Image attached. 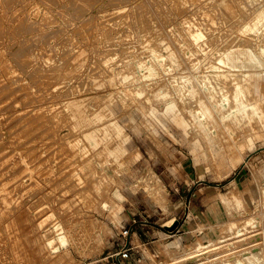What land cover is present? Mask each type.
<instances>
[{"label": "rangeland", "instance_id": "374dc122", "mask_svg": "<svg viewBox=\"0 0 264 264\" xmlns=\"http://www.w3.org/2000/svg\"><path fill=\"white\" fill-rule=\"evenodd\" d=\"M53 1L0 0V264H110L106 257L119 250L121 233L126 228L131 235L134 226L157 233L139 264H219L254 248L264 264V129L246 133L251 141L241 139L231 119L223 121L213 107L222 83L213 74L226 69L221 53L231 44L264 47V24L257 25L260 32L249 29L264 0H226L231 13L220 0ZM198 29L204 35L196 42ZM138 65L154 71L142 76ZM252 73L254 93L263 98L264 70ZM169 99L193 125L165 114ZM76 100L90 115L102 112L98 126L117 128L112 148L123 133L127 154L119 162L86 146L69 107ZM204 104L212 107L207 119L198 115ZM225 140L244 143L228 151ZM83 157L90 162L78 166ZM149 173L164 186L165 199L145 189ZM116 191L126 199H117ZM231 194L242 199L237 210ZM170 219L178 222L173 231ZM249 219L254 222L244 225ZM55 224L68 232L65 247L53 239ZM50 239L55 253L45 245ZM196 242L212 249L190 257ZM40 252L48 261H33Z\"/></svg>", "mask_w": 264, "mask_h": 264}, {"label": "bare ground", "instance_id": "6f19581e", "mask_svg": "<svg viewBox=\"0 0 264 264\" xmlns=\"http://www.w3.org/2000/svg\"><path fill=\"white\" fill-rule=\"evenodd\" d=\"M53 1V0H52ZM224 1H226V0H220V3H219V5H221V4H224V6L227 8V11H229L230 13H231V11L233 10V9H231L229 6H227L226 4H225V2ZM232 2H233V0H231ZM237 1V0H236ZM246 1H248V0H246ZM245 1V2H246ZM253 1H255V0H253ZM227 2H230V1H228L227 0ZM250 2V1H249ZM53 3H54V1H53ZM179 3V2H178ZM238 3V2H237ZM176 4V3H175ZM234 5H236V4H234ZM233 5V6H234ZM241 5H242V2H241ZM251 5V4H250ZM232 6V7H233ZM219 7V6H218ZM245 7V6H244ZM257 7V6H256ZM261 7V6H260ZM259 7V8H260ZM176 8H177V6H176ZM236 8V7H235ZM178 9H179V7H178ZM177 9V10H178ZM231 9V10H230ZM256 9H258V8H256ZM259 10V9H258ZM30 11V10H29ZM32 11V10H31ZM254 11V10H253ZM222 12V11H221ZM255 12V11H254ZM206 13V12H205ZM243 13V12H242ZM253 13V12H252ZM15 15V14H14ZM210 15V14H209ZM223 15H224V13H223ZM236 15V14H235ZM240 15V14H239ZM255 15V14H254ZM252 16V15H251ZM18 17V16H17ZM225 17H226V15H225ZM242 18V17H241ZM15 19V18H14ZM13 19V20H14ZM230 19V18H229ZM231 20V19H230ZM230 20H228V21H230ZM244 20V19H243ZM237 21V20H236ZM242 21V20H241ZM247 21V20H246ZM245 21V22H246ZM254 22H253V25H249L250 27H249V29H251L252 30V32L254 33V32H260L261 30H259V26L257 27V25L258 24H261V25H263L264 24V12L262 11V10H260V11H258V13H257V16L254 18V20H253ZM184 22V21H183ZM187 22V21H186ZM244 22V21H243ZM249 23V22H248ZM190 24V23H189ZM194 24V23H193ZM239 24V23H238ZM242 24V23H241ZM250 24H252V23H250ZM195 26V25H194ZM233 26V25H232ZM246 26H248V25H246ZM16 27V26H15ZM234 27H235V24H234ZM233 27V28H234ZM240 27V26H239ZM261 27V26H260ZM13 28V27H12ZM198 28V27H197ZM232 28V27H231ZM244 28V27H243ZM242 28V29H243ZM263 28V27H262ZM5 29H7V28H5ZM191 29H192V27H191ZM244 29H246V28H244ZM194 30V29H193ZM201 29H198V30H195V31H193V38L196 40V42H198L197 40L199 39V38H201L202 37V32L200 31ZM9 31V30H8ZM7 31V32H8ZM12 31V30H11ZM186 31V30H185ZM188 31H189V29H188ZM263 31V30H262ZM3 32V31H2ZM6 32V31H5ZM13 32H14V29H13ZM248 32V31H247ZM191 33H192V31H191ZM227 33V32H226ZM239 33H240V31H239ZM242 33H243V31H242ZM7 34V33H6ZM14 34V33H13ZM252 34V33H251ZM262 34H263V32H262ZM10 35V34H9ZM204 35V34H203ZM228 35V34H227ZM236 35H238V34H236ZM242 35V34H241ZM248 35V34H247ZM246 35V36H247ZM253 35V34H252ZM6 36V35H5ZM187 36H190L189 34L187 35ZM191 36V37H192ZM208 36V35H207ZM222 36H224V35H222ZM235 36V35H234ZM245 36V35H244ZM10 37V36H9ZM221 37V36H220ZM236 37V36H235ZM239 37V36H238ZM243 37V36H242ZM256 37V36H255ZM262 37H264V36H262ZM206 38V37H205ZM225 38V37H224ZM240 38V37H239ZM244 38V37H243ZM250 38V37H249ZM252 38V37H251ZM161 39V38H160ZM192 39V38H191ZM194 39H193V41H194ZM221 39V38H220ZM227 39V38H226ZM236 39V38H235ZM242 39V38H241ZM256 40H257V38H256ZM192 41V42H193ZM209 41V40H208ZM241 41V40H240ZM242 41H243V39H242ZM241 41V42H242ZM249 41V40H248ZM251 41H253V39L251 40ZM258 41V40H257ZM190 42V41H189ZM191 42V43H192ZM201 42V41H200ZM228 42V41H227ZM230 42V41H229ZM195 43V42H194ZM193 43V44H194ZM239 43V42H238ZM166 44V43H165ZM168 44V43H167ZM196 44V43H195ZM218 44V43H217ZM220 44V43H219ZM240 44H242V43H240ZM248 44H249V42H248ZM252 44V43H251ZM161 45V44H160ZM191 45V44H190ZM200 45H202L201 43H200ZM207 45V44H206ZM212 45V44H211ZM245 45V44H244ZM240 46V45H235V44H231L229 47H227L224 51H223V53H221V55H220V57H219V62L221 63V64H223V65H225V70L223 71L222 70V73H221V70L220 71H216L214 74H213V77L217 80V82H218V80L219 81H222V83L221 82H218L219 84H217V85H219V87H218V90L219 91H217V92H219V97L217 98V96H216V98L217 99H215V103H214V105H213V107L215 108V110H216V112H217V115H219V118H221V119H223V121H224V118L225 119H231V122L234 124V129L235 130H237L236 132L239 134V135H242V134H244L243 136L244 137H242L241 139H244V140H247V141H251V139H252V136L250 137H248V136H246V133H252V131L253 130H257L256 128H261V129H264V97L262 98V94H260V95H258V94H255L254 93V87H255V84L256 83H252V81H251V79H250V77H251V75H253V73H252V71L254 72V71H259V70H264V58H261V55L262 56H264L263 54H264V47H260L259 48V52L258 51H256V50H253L249 45H247L246 44V46ZM163 46V45H162ZM199 46V45H198ZM197 46V47H198ZM203 46V45H202ZM205 46V45H204ZM204 46L202 47L203 49H204ZM210 46V45H209ZM215 46H217V45H215ZM253 46V45H252ZM212 47H214V46H212ZM226 47V46H225ZM171 48V47H170ZM181 48V47H180ZM191 48H192V46H191ZM199 48V47H198ZM206 48V47H205ZM209 48V47H208ZM211 48V47H210ZM169 49V48H168ZM207 49V48H206ZM218 49V48H217ZM254 49H256V48H254ZM18 50V49H17ZM17 50H16V52H17ZM162 50H163V48H162ZM164 50H167L166 48L164 49ZM199 50H200V48H199ZM212 50V49H211ZM174 51H175V49H174ZM201 51V50H200ZM219 51V50H218ZM165 52V51H164ZM222 52V51H221ZM18 53V52H17ZM152 54L151 55H153V52H151ZM156 53H158V52H156ZM169 54V53H168ZM168 54H166V56L168 55ZM174 54H176V52L174 53ZM174 54H170V58H171V61H173V64H174V61H175V55ZM178 54V53H177ZM177 54H176V56H177ZM215 54H217L216 52H215ZM17 55V54H16ZM160 55V54H159ZM15 56V55H14ZM167 56V57H168ZM207 56H208V54H207ZM25 57V56H24ZM161 57V56H160ZM17 58V57H16ZM155 58L157 59V58H159V56L158 55H155ZM207 58V57H206ZM205 58V59H206ZM211 58V57H210ZM209 58V59H210ZM242 58H243V60H242ZM155 59V60H156ZM217 60H218V58H217ZM217 60H215V61H217ZM240 60H241V62H240ZM168 61V60H167ZM170 61V62H171ZM180 62H181V60H179ZM208 61V60H207ZM206 61V62H207ZM210 61V60H209ZM214 61V60H213ZM162 62V61H161ZM198 62V61H197ZM239 62V63H238ZM150 63H152V62H150ZM161 64V63H160ZM194 64V63H193ZM205 64V63H204ZM213 64H214V62H213ZM215 64H217V62H215ZM29 65V64H28ZM28 65H26V66H28ZM152 65V64H151ZM20 66V65H19ZM25 66V65H24ZM200 66V65H199ZM23 67V66H22ZM188 67V66H187ZM194 67H196V66H194ZM193 67V68H194ZM205 67V66H204ZM210 67V66H209ZM209 67H206V68H209ZM222 66L219 64V65H212V68L214 69V70H216V69H220ZM137 68L139 69V71L142 73L141 75L142 76H148V75H150L154 70H153V68L152 67H150V66H148V67H144L143 65H138L137 66ZM144 68H147L146 70H147V72H144ZM211 68V67H210ZM68 69V68H67ZM155 69V68H154ZM171 69H173V68H171ZM192 69V68H191ZM201 69V68H200ZM224 69V68H223ZM236 69H238V70H236ZM41 70H43V69H41ZM66 70V69H65ZM162 70V69H161ZM202 70V69H201ZM210 70V69H209ZM171 71V70H170ZM189 71V70H188ZM198 71H199V69H198ZM204 71V70H203ZM234 71H241L240 73H235ZM37 72V71H36ZM39 72V71H38ZM37 72V73H38ZM166 72H168V70L166 71ZM165 72V73H166ZM64 73H65V71H64ZM122 73V72H121ZM124 73V72H123ZM170 73V72H169ZM184 73V72H183ZM188 73V72H187ZM187 73H186V75H187ZM182 74V73H181ZM185 74V73H184ZM189 75H190V73H188ZM192 75V74H191ZM200 75H201V73H200ZM117 76V75H116ZM116 76H114V77H116ZM122 76L123 75H121V79H124L123 80V82L125 81V79H128L129 77H127V76H129V74L128 75H124V78H122ZM131 76V75H130ZM171 76V75H170ZM208 76V75H207ZM58 77V76H57ZM113 77V78H114ZM120 77V76H119ZM151 77V76H150ZM191 77V76H190ZM110 78H111V76H110ZM110 78H109V80H110ZM117 78V77H116ZM133 78V77H132ZM184 79H182L181 78V80H185V81H187V83H188V81H189V79H187V77H183ZM192 78V77H191ZM208 78H210V77H205V79L207 80ZM130 79V78H129ZM175 79V78H174ZM192 79H194V78H192ZM203 79V78H202ZM213 79V78H212ZM109 80H108V82H109ZM116 80V79H115ZM172 80V79H171ZM180 80V79H179ZM180 80V81H181ZM111 81V80H110ZM113 81V80H112ZM112 81H111V83H112ZM122 81V80H121ZM195 80H193V82H194ZM203 81V80H202ZM205 81V80H204ZM209 81H211V80H209ZM114 82V81H113ZM126 82V81H125ZM130 82V81H129ZM173 82V81H172ZM177 82V81H176ZM192 82V83H193ZM212 82V81H211ZM110 83V84H111ZM133 83V82H132ZM131 83V84H132ZM186 83V82H185ZM194 83H196V82H194ZM198 83V82H197ZM207 83L208 82H206L205 83V86H207ZM216 83V82H215ZM102 84V83H101ZM100 84V85H101ZM175 84V83H174ZM174 84H172L173 86H174ZM177 84V83H176ZM189 84H191V82L189 83ZM211 84V83H210ZM99 85V84H98ZM183 85V84H182ZM182 85L180 84V86H181V88H182ZM201 85V84H200ZM216 85V84H215ZM214 84H213V86H215ZM209 86V85H208ZM166 88V87H165ZM180 88V87H179ZM196 88V87H195ZM263 88V87H262ZM167 89V88H166ZM173 89V88H172ZM175 89V88H174ZM178 89V88H177ZM192 89V88H191ZM197 89V88H196ZM143 90V89H142ZM182 90H184V89H182ZM195 90V89H194ZM125 91V90H124ZM133 91V90H132ZM180 91V90H179ZM185 91V90H184ZM187 91V90H186ZM185 91V92H186ZM127 92V91H126ZM137 92V91H136ZM142 92V91H141ZM184 92V93H185ZM190 92V91H189ZM200 92V91H199ZM198 92V93H199ZM259 92H261V91H259ZM135 93V92H134ZM134 93H132V94H134ZM157 93V92H156ZM177 93V92H176ZM203 93V92H202ZM139 94V93H138ZM187 94V93H186ZM204 94V93H203ZM206 94V93H205ZM126 95V94H125ZM183 95V94H182ZM185 95V94H184ZM192 95V94H191ZM200 95V94H199ZM207 95V94H206ZM122 96V95H121ZM157 96L158 97H162V98H166V100H167V93L165 92V91H161V92H159L158 91V93H157ZM187 96V95H186ZM210 96H211V94H210ZM179 97H180V95H179ZM203 97V96H202ZM214 97V96H213ZM109 98V97H108ZM124 98H125V96H124ZM175 98V97H174ZM212 98V97H211ZM111 99V98H110ZM119 99V98H118ZM128 99V98H127ZM147 99V98H146ZM185 99H186V97H185ZM198 99V98H197ZM203 99H204V97H203ZM213 99V98H212ZM83 100V99H82ZM114 100V99H113ZM159 100V99H158ZM170 100V99H169ZM179 100H180V98H179ZM188 100V99H187ZM190 100V99H189ZM81 101V100H80ZM80 101H74V102H71L70 103V105H69V107H71V110H72V115H73V117L75 118V121H76V124L78 125V126H80L81 128L80 129H83V131L80 133V136L82 137V139H83V141L85 142V144H86V146L88 147V148H90L92 151H94V150H96V154L98 153V154H102V153H106V155H108L109 157H112V159H116L118 162H119V157H121L122 156V154L124 155V154H127V151H126V149H125V145H126V142H125V137H124V135H123V133L120 131V133L118 134V135H116V136H120V144H118L116 147H114V148H112L110 145H111V143H112V141H113V137L111 136L115 131H114V128H115V130L117 129L112 123H109V125L108 124H106V125H101V126H98L100 123H98V122H100V120H102L103 119V117H102V115L100 114V113H102V112H99V114H96V113H93L92 112V114H95V115H90V113L88 114V112H86L85 110L87 109H85L84 110V108H83V103H81ZM162 101H163V99H162ZM177 101V100H176ZM184 101H186V100H184ZM191 101V100H190ZM208 101V100H207ZM110 102V101H109ZM124 102V101H123ZM213 102V101H212ZM112 103V102H111ZM190 103V102H189ZM199 103V102H198ZM110 104V103H109ZM188 104V103H187ZM195 104V103H194ZM206 104V103H205ZM204 104V105H205ZM193 105V104H192ZM185 106V105H184ZM195 106V105H194ZM211 106V105H210ZM85 107V106H84ZM183 107V106H182ZM189 107H190V105H189ZM193 106H191L190 108H192ZM196 107H198V106H196ZM104 108V107H103ZM194 108V107H193ZM203 108H204V110H202V111H198V115H200V117L202 118V119H207V118H209V117H211V116H213L212 114H211V108L212 107H208V105H205V106H203ZM105 109V108H104ZM179 109H180V107H179ZM188 109V108H187ZM196 109V108H195ZM198 109V108H197ZM100 110V109H99ZM102 111V110H101ZM104 111V110H103ZM163 111L165 112V114H168L173 120H175V119H178L179 121H181V122H184V123H186V125H187V128H188V125H193L194 124V122L193 121H189V120H186V119H184V118H182V117H180V115H178L177 114V104H176V102L173 100V99H171L170 101H167L166 102V105L164 106V109H163ZM108 111H106V113H105V115L106 114H108L107 113ZM213 112V111H212ZM36 113V112H35ZM98 113V112H97ZM181 113H182V111H181ZM186 113V112H185ZM104 114V113H103ZM179 114H180V112H179ZM32 115V114H31ZM39 115V114H38ZM105 115H104V117H105ZM109 115H110V113H109ZM36 116V115H35ZM107 116V115H106ZM181 116H183V115H181ZM34 117V116H33ZM189 117V116H188ZM214 118H216L215 116H214ZM184 119V120H183ZM177 120V121H178ZM216 121H218V120H216ZM110 124H112V125H110ZM178 124V123H177ZM213 124V123H212ZM255 124H257V126L255 125ZM209 125V124H208ZM218 125H219V122H218ZM195 126V125H194ZM230 126V125H229ZM228 126V127H229ZM205 127V126H204ZM207 127V126H206ZM209 127V126H208ZM186 128V129H187ZM225 128V127H224ZM231 128V127H230ZM232 130H233V128H232ZM194 131V133H195V129L193 130ZM197 131V130H196ZM224 131V130H223ZM225 131H227V130H225ZM186 132H187V130H186ZM233 132V131H232ZM263 132V131H262ZM261 132V133H262ZM254 133V132H253ZM257 133H259V132H257ZM232 134V133H231ZM235 134V133H234ZM260 134V133H259ZM186 135H190V133H186ZM253 135V134H252ZM256 135V134H255ZM254 135V136H255ZM264 135V134H263ZM192 136V134L190 135V137ZM196 136H197V134H196ZM236 136V135H235ZM193 137V136H192ZM219 137V136H218ZM228 137V136H227ZM194 138V137H193ZM195 138H198V137H195ZM194 138V139H195ZM203 138V137H202ZM213 138H215V137H213ZM229 138H231V137H229ZM201 139V138H200ZM226 139V138H225ZM255 139V138H254ZM77 140V142H76V144H74V146H78L80 143L79 142H81V140L80 139H76ZM202 140V139H201ZM200 140V141H201ZM213 140V139H212ZM219 141V140H218ZM221 141V140H220ZM254 141V140H253ZM197 142V141H196ZM203 143H204V141H202ZM110 143V144H109ZM201 143V142H200ZM200 143H198V144H200ZM202 143V144H203ZM241 143H244L243 141H241L240 143L238 142V143H236V142H233V140H229V141H227V140H225V146H226V148H227V150L228 151H230V150H232V148L234 147H237V144H239V145H242ZM196 144V143H195ZM201 144V148H202V145ZM218 144V143H217ZM101 145V147H100V149H98L99 148V146ZM108 145H109V147H108ZM80 146V145H79ZM79 146H78V149H79ZM198 146V145H197ZM203 147H205V146H203ZM207 148V147H206ZM205 148V149H206ZM77 149V150H78ZM208 149V148H207ZM235 150V149H234ZM241 150H242V148H241ZM240 150V151H241ZM126 151V152H125ZM207 151V150H206ZM219 153L221 154V152H219L218 151V153H217V155L219 156ZM208 154H210V153H208ZM85 157V156H84ZM83 157V158H84ZM102 157V156H101ZM220 157V156H219ZM238 157H240V156H238ZM81 158V159H79V161H80V163H79V165L78 166H82L83 167V165H81V164H83V163H89L90 162V159L89 158ZM107 158V157H106ZM230 158H233L232 156L230 157ZM121 159V158H120ZM130 159V158H129ZM127 160L128 162H130L131 160ZM229 159V158H228ZM237 159V158H236ZM240 160V159H239ZM109 161V160H108ZM212 161V160H211ZM236 161V160H235ZM132 162V161H131ZM238 162V161H237ZM108 163H110V162H108ZM213 163V162H212ZM105 164V163H104ZM237 164V163H236ZM236 166V165H235ZM126 172V171H125ZM150 174V177L146 180L147 181V183H143V184H145V189L147 190V192L149 193V194H155V196H156V198H159V199H165V197H164V186L160 183V181L153 175V173H149ZM119 175V174H118ZM143 179V177L141 178V180ZM145 181V182H146ZM138 182H140V181H138ZM137 185V184H136ZM144 186V185H143ZM135 191V190H134ZM109 192V191H108ZM114 196L117 198V199H119V200H122V199H126V197L122 194V193H119V192H114ZM151 197H153V196H151ZM155 198V199H156ZM148 199V198H147ZM151 200H154V197H153V199L151 198ZM157 200V199H156ZM230 201H231V203L233 204V208H235L236 210L237 209H239L240 207H242V199H240L238 196H236V195H234V194H231L230 195ZM157 202V201H156ZM102 205H103V207H106L105 205H106V203H107V201L106 200H102ZM101 205V206H102ZM162 205V204H161ZM164 205V204H163ZM165 206V205H164ZM102 207V208H103ZM160 211V210H159ZM228 211V210H227ZM164 212V211H163ZM20 214V217H22L23 216V214L24 213H22V212H19ZM26 213V212H25ZM27 214V213H26ZM19 219V218H18ZM27 220H29L28 218H27ZM171 220V219H170ZM169 220V221H170ZM173 220V219H172ZM170 221V222H166V225L168 226H171V224H173V221ZM45 221V220H44ZM253 221V219H249V220H246L243 224L244 225H247V224H251V222ZM254 222V221H253ZM43 223V222H42ZM41 224V223H40ZM43 224H41V226H42ZM40 226V227H41ZM242 228H244V227H242ZM53 229L56 231V234H55V236H54V240H57L58 242H59V244H60V246H62V247H65L68 243H69V239H68V236H67V234H68V232H66L65 230H64V228L61 226V224H55L54 225V227H53ZM230 231V230H229ZM239 232V231H238ZM51 236V235H50ZM72 237V236H71ZM71 237H69V238H71ZM218 239V243L219 244H221L222 242H225L226 241V239H222V240H220L219 238H217ZM216 239V240H217ZM47 241V240H46ZM26 244H28V246L30 247V248H32L33 250H34V247L33 246H35L36 245V241H35V239L34 238H32V237H27L26 238ZM209 242H211V240L209 241ZM52 243H53V240L52 239H50V240H48V242L45 244L46 245V247H48L49 246V248H51V253H55L56 252V248L55 247H53L52 246ZM212 243V242H211ZM41 244H43V243H41ZM56 246V245H55ZM209 245H208V243L207 244H202V243H200V242H196L195 243V246L192 248V249H190V250H188L187 251V255H190V257H192V256H194V255H196V253H202V252H206V251H208L209 249H212V247L211 248H209V249H207V247H208ZM211 246H212V244H211ZM36 247V246H35ZM38 247H40V245L38 246ZM41 248V247H40ZM39 248V249H40ZM166 248V247H165ZM190 248V247H189ZM214 248H216V247H214ZM213 248V249H214ZM39 249H37L36 248V251L38 252L39 251ZM66 249V248H65ZM169 249V248H168ZM207 249V250H206ZM45 250V249H44ZM44 250H42V251H44ZM263 250V249H262ZM244 251V250H243ZM172 252V251H171ZM170 252V253H171ZM43 253V252H42ZM42 253L40 252V256H39V258L38 259H36V260H33L34 262H46V261H48V255L46 254V256H44V255H42ZM166 253V252H165ZM224 253V252H223ZM228 253V252H227ZM226 253V254H227ZM44 254V253H43ZM229 254V253H228ZM227 254V255H228ZM241 254V253H240ZM239 254V255H240ZM38 255V254H37ZM42 255V256H41ZM197 255H199V254H197ZM223 255V254H222ZM231 255V254H230ZM221 256V255H220ZM219 256V257H220ZM224 256V255H223ZM36 257V256H35ZM217 257V256H216ZM178 258H183V257H178ZM213 258H214V256H213ZM215 259V258H214ZM217 259V258H216ZM178 260V259H177ZM180 260H182V259H180ZM208 261V260H207ZM210 261V260H209ZM33 262V263H34ZM176 262V261H175ZM219 264H262V253H261V249H257V248H254V249H252V250H248V251H244V252H242V255L241 256H239V257H236V256H230V257H228V259H221L220 261H219Z\"/></svg>", "mask_w": 264, "mask_h": 264}, {"label": "crops", "instance_id": "0c3cea01", "mask_svg": "<svg viewBox=\"0 0 264 264\" xmlns=\"http://www.w3.org/2000/svg\"><path fill=\"white\" fill-rule=\"evenodd\" d=\"M131 229H133V231L129 239L123 237L120 238L116 246L120 249L123 247L125 242L129 241L130 257L126 259L123 264H139L143 249L153 247L154 239L157 236L156 232H151L149 230L145 231L142 226H134V228Z\"/></svg>", "mask_w": 264, "mask_h": 264}, {"label": "built area", "instance_id": "2783aa9c", "mask_svg": "<svg viewBox=\"0 0 264 264\" xmlns=\"http://www.w3.org/2000/svg\"><path fill=\"white\" fill-rule=\"evenodd\" d=\"M121 236L123 238L129 239L130 237L129 229L125 228L124 232L121 233ZM129 257H130V246H129V241H127L125 242L122 248H120L117 252L108 255L106 259L108 262H110V264H123V262Z\"/></svg>", "mask_w": 264, "mask_h": 264}, {"label": "water", "instance_id": "95a60500", "mask_svg": "<svg viewBox=\"0 0 264 264\" xmlns=\"http://www.w3.org/2000/svg\"><path fill=\"white\" fill-rule=\"evenodd\" d=\"M177 224L178 222H174L170 227H167L168 230L173 231L176 228Z\"/></svg>", "mask_w": 264, "mask_h": 264}]
</instances>
